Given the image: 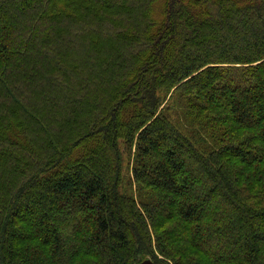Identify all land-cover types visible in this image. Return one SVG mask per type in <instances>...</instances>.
<instances>
[{
	"label": "trees",
	"instance_id": "1",
	"mask_svg": "<svg viewBox=\"0 0 264 264\" xmlns=\"http://www.w3.org/2000/svg\"><path fill=\"white\" fill-rule=\"evenodd\" d=\"M147 259L264 264V0H0V264Z\"/></svg>",
	"mask_w": 264,
	"mask_h": 264
},
{
	"label": "rangeland",
	"instance_id": "2",
	"mask_svg": "<svg viewBox=\"0 0 264 264\" xmlns=\"http://www.w3.org/2000/svg\"><path fill=\"white\" fill-rule=\"evenodd\" d=\"M172 93V92H171ZM169 97H167L166 99V103L163 105V107L169 105L172 103V98L170 95H168ZM172 105V104H171ZM130 166H131V161H130V156L129 155H126L125 154V158H124V167H125V175L126 177H130L131 176V173L129 172L130 171ZM129 170V171H127Z\"/></svg>",
	"mask_w": 264,
	"mask_h": 264
},
{
	"label": "water",
	"instance_id": "3",
	"mask_svg": "<svg viewBox=\"0 0 264 264\" xmlns=\"http://www.w3.org/2000/svg\"><path fill=\"white\" fill-rule=\"evenodd\" d=\"M141 264H154V263L151 259H147V260L143 261Z\"/></svg>",
	"mask_w": 264,
	"mask_h": 264
}]
</instances>
